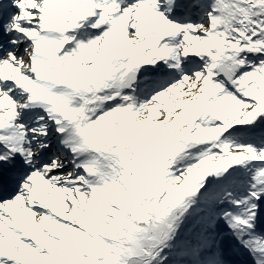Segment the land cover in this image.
<instances>
[{
  "label": "snow or ice",
  "instance_id": "6c2138e0",
  "mask_svg": "<svg viewBox=\"0 0 264 264\" xmlns=\"http://www.w3.org/2000/svg\"><path fill=\"white\" fill-rule=\"evenodd\" d=\"M0 264H264V0H0Z\"/></svg>",
  "mask_w": 264,
  "mask_h": 264
}]
</instances>
